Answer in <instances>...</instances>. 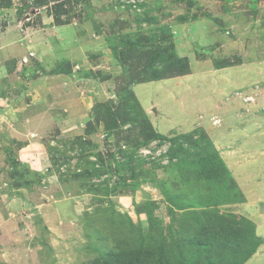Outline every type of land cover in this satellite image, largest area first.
Masks as SVG:
<instances>
[{
	"label": "rangeland",
	"instance_id": "374dc122",
	"mask_svg": "<svg viewBox=\"0 0 264 264\" xmlns=\"http://www.w3.org/2000/svg\"><path fill=\"white\" fill-rule=\"evenodd\" d=\"M0 264H264V0H0Z\"/></svg>",
	"mask_w": 264,
	"mask_h": 264
},
{
	"label": "crops",
	"instance_id": "0c3cea01",
	"mask_svg": "<svg viewBox=\"0 0 264 264\" xmlns=\"http://www.w3.org/2000/svg\"><path fill=\"white\" fill-rule=\"evenodd\" d=\"M4 53H6V52H4ZM138 86H139V85L135 86L134 91H135L136 96H137L138 98H140L139 95H138L137 92H136V88H137ZM139 100H140V99H139ZM156 113H157V112H156ZM162 127L164 128V124L162 125ZM163 128H160V129H163ZM220 137L223 138V137H225V135L222 134ZM220 137H219L218 134H216V135L213 134V138H214L215 141L219 140Z\"/></svg>",
	"mask_w": 264,
	"mask_h": 264
},
{
	"label": "water",
	"instance_id": "95a60500",
	"mask_svg": "<svg viewBox=\"0 0 264 264\" xmlns=\"http://www.w3.org/2000/svg\"><path fill=\"white\" fill-rule=\"evenodd\" d=\"M155 112V111H154Z\"/></svg>",
	"mask_w": 264,
	"mask_h": 264
}]
</instances>
